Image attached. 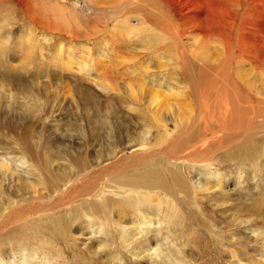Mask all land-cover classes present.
Wrapping results in <instances>:
<instances>
[{
	"label": "rangeland",
	"instance_id": "obj_1",
	"mask_svg": "<svg viewBox=\"0 0 264 264\" xmlns=\"http://www.w3.org/2000/svg\"><path fill=\"white\" fill-rule=\"evenodd\" d=\"M234 1L243 6L244 0H230ZM172 5L176 12L171 11V15L177 13L181 22L180 8L175 1ZM160 6L158 0H0V50L4 44L15 50L16 56L8 62L18 67L23 81H32L43 90L34 88L28 94L39 102L40 112L24 115L17 101L24 102L27 95L15 91L14 79L2 89L1 97L7 96L0 103V158L19 165L16 151L33 138L31 143L37 140L51 147L53 154L59 149L57 156L81 152L96 158L110 152L116 155L112 163L123 158V164H130L137 158H129L147 148L143 159L161 162L163 148L177 138L182 143L183 136L190 137L203 95L219 87L216 68L226 61L227 53L214 40L200 45L190 35L182 39L173 35L172 24L165 20L170 13H162ZM190 63L196 71L188 70ZM243 64L244 74L250 67ZM200 66L205 67L199 70ZM251 70L237 79H245L246 83L240 84L252 94H264V71ZM216 97H209V102ZM211 108L218 110L219 106ZM143 135L146 142L129 145V140H140ZM258 140L264 148V134ZM63 146L66 148L61 149ZM262 155L264 159V149ZM263 159H255L254 164H259L255 169L254 164L246 169L221 168L222 189L205 181L206 191L196 187L185 198L172 188L171 201L176 200L181 218L161 234L165 244L157 252H146L137 259L131 253L137 237L127 246L119 232H110V236L105 229L96 234L87 231L75 248L85 250L89 238L110 236L91 244L93 252L100 250L102 264H122L120 255L128 264H264V236L259 242L253 237L254 232L264 235ZM28 170L33 172L34 168L29 166ZM193 177L197 180L199 174ZM214 192H228L223 206L213 202ZM259 200L261 207H252ZM126 223L123 225L130 229L136 224ZM74 234L80 236V232ZM42 239L36 242L39 246H32L33 252L17 247L2 254L3 264H82L88 258L75 256L69 241L62 244L52 238L47 247H41ZM112 248L119 255L109 252Z\"/></svg>",
	"mask_w": 264,
	"mask_h": 264
},
{
	"label": "bare ground",
	"instance_id": "obj_2",
	"mask_svg": "<svg viewBox=\"0 0 264 264\" xmlns=\"http://www.w3.org/2000/svg\"><path fill=\"white\" fill-rule=\"evenodd\" d=\"M158 1L161 2V12L170 13L165 20L172 24L173 35L180 39L190 35L189 37H193L200 45L211 39L218 45L220 43L227 53L226 61L216 68L218 72L215 82L220 83L219 87L208 91L212 95L202 94L204 99L200 113L195 117L198 121L191 128L193 134L190 137H187L189 134L183 136L182 143H179L177 140L180 138H177L163 148L161 162L143 159L147 154L146 148L140 150V154L136 153L142 157L138 158L136 155L129 158H137L136 162L132 160L130 164H123L122 156L119 161L112 163L116 156L114 152H109L107 156L100 154L96 158L85 156L81 152L67 154L66 157L57 156L59 149L53 154L51 147L43 146L37 140L31 143L33 138L25 145L20 140L22 146L19 147L20 151H16L20 155L19 160L16 158L19 165L0 158V264L4 263L1 255L17 247L33 252L32 246H39L36 242L41 241L42 236H46V239H42L44 242L43 245L41 242V247H47V241L52 238L62 244L69 241L71 252L75 256H88L82 264H102L98 256L100 250L93 252L91 244L109 240L110 232L114 234V231L119 232L121 241L127 246L132 245L129 242L137 237L133 243L136 244L134 250H131L137 259L146 252H157L159 247L165 244V238H160L161 234L163 235L164 230L169 231L170 227H174L177 217L181 218L176 208V200L171 201L174 199L170 195L172 188H177L185 198H188L191 190L196 187L206 191L208 188H205V181L215 183L213 185L222 189L223 177L218 173L221 168H251L256 158L263 159L264 148L258 144V137L264 134V94H252L253 92H249L250 90L240 84L246 83L245 79L237 78L238 75L244 76L245 72L248 74L253 71L251 69L264 71V0H244L241 8L235 1L230 0ZM174 1L182 13L181 22L176 19L177 13L171 15V11L176 12L172 5ZM224 1L229 5H224ZM8 41L9 39L7 43ZM3 47L0 50V103L7 96L1 97L2 89L14 79L15 82L12 83H15V91L27 95L24 102L17 101L20 110L24 115H32L39 111L40 107L36 98L28 94H32L31 89L39 86L32 81H23L18 67L8 62V59L16 56V51L11 50L7 44ZM243 62L250 67L244 74ZM204 67L200 66L198 69ZM188 70L196 71L195 65L190 63ZM211 77L213 78V75ZM6 90L4 89V92ZM39 91L43 92L40 88ZM214 94L217 97L209 102V97ZM216 105L219 106L218 110L211 108ZM25 129L23 127L22 133L26 132ZM208 134L210 137H207ZM139 139L129 140V145L134 147L137 142H146L147 137L143 135ZM64 148L66 146L61 147ZM169 150L171 155H168ZM107 161L111 163L104 165ZM257 165L259 164H254V169ZM29 166L34 168L33 172L28 170ZM214 169L218 171L214 173ZM196 174H199L197 180L193 177ZM29 183L34 184L31 186ZM228 198V192H214L213 202L223 206V201ZM258 203L263 202L259 200L252 207L260 208ZM241 204H245L242 199ZM114 215L118 217L112 222ZM131 221L136 223L132 229L123 225L124 222ZM101 229L108 231L109 238L105 236L101 239L100 236H95L89 238L90 242L85 245V250L75 248L87 231L96 234L100 233ZM74 232H80V236H76ZM254 233L253 237L257 238V242L264 236L263 232ZM151 234H154L153 238L149 237ZM168 238L166 237V240ZM261 241L264 246V239ZM109 252L119 255L113 248ZM117 255L114 256V261L117 260ZM123 258L120 255L118 260H122V264H128Z\"/></svg>",
	"mask_w": 264,
	"mask_h": 264
}]
</instances>
